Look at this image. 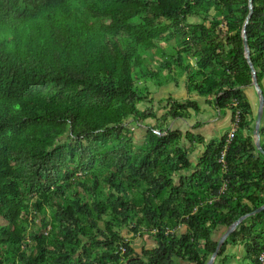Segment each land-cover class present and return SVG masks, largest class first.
<instances>
[{
    "label": "trees",
    "instance_id": "obj_1",
    "mask_svg": "<svg viewBox=\"0 0 264 264\" xmlns=\"http://www.w3.org/2000/svg\"><path fill=\"white\" fill-rule=\"evenodd\" d=\"M253 9L264 93V0ZM249 13V0H0V264L208 263L217 233L264 205ZM181 74L187 92L232 111L231 142L170 128L200 105L157 108L150 84L179 86ZM144 236L156 246L137 252ZM239 243L261 264L264 211L217 259Z\"/></svg>",
    "mask_w": 264,
    "mask_h": 264
},
{
    "label": "crops",
    "instance_id": "obj_2",
    "mask_svg": "<svg viewBox=\"0 0 264 264\" xmlns=\"http://www.w3.org/2000/svg\"><path fill=\"white\" fill-rule=\"evenodd\" d=\"M175 89L179 91L180 94L182 93L187 94L186 88H184L185 92L182 91L183 89L182 87L175 86ZM250 93L251 92L249 90L248 94ZM176 95H179V93H177ZM163 98H164L163 96L160 97V99H163ZM165 98H167V96H165ZM256 101H257L256 98L252 100L253 111L255 113V117L257 118L258 109L256 108L257 107ZM201 106H202V109L200 112L197 113V112L192 111V116L189 120H186V121L178 120L180 123V125L178 126L179 130H182L185 133L191 132L196 136H202L206 140L207 143H210L211 141L219 140L223 136L227 135L232 126V121H233L232 111L231 110H225V111L217 110L215 107L208 105L206 100H205V103L202 104ZM209 106L213 107L214 109ZM159 113L163 114L164 111L161 110ZM200 113L202 114V118H200V120H197V115ZM255 123H256V120H255ZM183 125L185 126V128H182ZM261 129H264V117H263ZM189 148H191V155L193 153L192 155L193 157L190 155L191 160L194 159L195 162L194 160L192 162L196 164L200 155H202V153L204 152L205 147L202 145H195V146H190ZM178 231L181 233H184L186 231V228L181 227L178 229ZM223 234L224 232L217 233L216 238L220 240ZM135 246H136L135 247L136 251L140 252L142 251L143 248L147 250L153 249L156 246V242L151 237L144 236L142 238L139 237L135 240ZM236 260L242 261L243 263L250 262V260L247 258V252H246V248L244 244L239 243L237 245H229L224 255L222 256V258L220 259L216 258L214 264H236ZM176 264H192V263L188 262V260H178L176 261Z\"/></svg>",
    "mask_w": 264,
    "mask_h": 264
},
{
    "label": "water",
    "instance_id": "obj_3",
    "mask_svg": "<svg viewBox=\"0 0 264 264\" xmlns=\"http://www.w3.org/2000/svg\"><path fill=\"white\" fill-rule=\"evenodd\" d=\"M249 9H250V13L249 16L247 17V20L245 22L244 25V29H243V43H244V50L246 53V58L249 62L250 68L252 70V77H253V87L256 91L257 94V98H258V110H257V118H256V123L254 126V130H253V137H254V142H255V146L257 149L258 154L260 155H264V148L262 146V141H261V125H262V121H263V117H264V93L263 90L261 89L259 82H258V76H257V71L251 61V52H250V47H249V43H248V36H247V25L250 21V18L252 17L253 13H254V9H253V0H249ZM264 211V205L261 206L260 208L256 209L255 211L242 216L241 218H239L235 223H233V225L231 227H229L226 232L222 235V237L220 238L216 251L215 253L212 255V257L210 258V260L208 261L207 264H214L216 258L218 257V254L220 252V250L222 249V247L224 246L225 242L228 240V238L239 228V226L248 218H251L261 212Z\"/></svg>",
    "mask_w": 264,
    "mask_h": 264
},
{
    "label": "rangeland",
    "instance_id": "obj_4",
    "mask_svg": "<svg viewBox=\"0 0 264 264\" xmlns=\"http://www.w3.org/2000/svg\"><path fill=\"white\" fill-rule=\"evenodd\" d=\"M190 21L191 22H199V20H194V19H190ZM175 75V74H174ZM178 75H179V73H178ZM181 77H183V78H181L180 79V85L179 86H177L174 82H168V81H166L165 83L166 84H164V85H162L161 87H159V88H156L153 84H150V90L152 91V93H154V94H157V95H155L156 97H157V100H156V107L158 108V100L160 99V97H164L165 98V96H167V98H170V97H172V98H174V99H177V100H183L184 98L187 100V99H193V100H195V101H197L198 103H199V105H200V108L202 109V104H204L205 103V100L204 99H202L201 97H199L196 93H189V92H187V90H186V92H187V94L186 93H182V94H180V92L179 91H177L176 89H175V86H177V87H182L183 89H182V91L183 92H185L184 91V88H185V77L186 76H184L183 74H181ZM165 81L166 80V76H163L162 75V77H161V81L162 82H164L163 80ZM163 84V83H162ZM181 91V90H180ZM177 93H179V95H176ZM169 96V97H168ZM167 98H165V99H167ZM252 101V100H251ZM164 105V104H163ZM206 105V104H205ZM147 106H149V103H146L145 105H141V108L142 109H145ZM255 106V105H254ZM209 107H211V106H209ZM211 108H213V107H211ZM257 108H258V104H257ZM214 109V108H213ZM160 111V110H159ZM201 116V117H200ZM200 118H202V114L200 113V114H198L197 115V120H200ZM148 123H154V121L153 120H149L148 121ZM180 125V123H179V121H171L170 123H169V126H170V128H172V129H179V126ZM143 129V130H140V129ZM140 129H136V132H135V144L137 145V146H141L140 145V143L142 142V139L144 138V135L146 134V127H141ZM182 128H185V126L183 125V127ZM190 147V146H189ZM192 155H193V153H192ZM191 155V156H192ZM193 157V156H192ZM194 159H192V161H193ZM194 162H195V160H194ZM7 224L3 221V220H0V229L2 228V227H4V226H6ZM125 233H127L126 231H125ZM243 262L242 261H238V260H236V264H242ZM243 264H251L250 262H248V263H243Z\"/></svg>",
    "mask_w": 264,
    "mask_h": 264
},
{
    "label": "built area",
    "instance_id": "obj_5",
    "mask_svg": "<svg viewBox=\"0 0 264 264\" xmlns=\"http://www.w3.org/2000/svg\"><path fill=\"white\" fill-rule=\"evenodd\" d=\"M235 134H236V130H232V132L229 133L228 142H231L232 139L235 138ZM223 155H224V153L221 155L222 156L221 161H223V159H224ZM123 251H125V250H123ZM260 261H261V264H264V253L260 256Z\"/></svg>",
    "mask_w": 264,
    "mask_h": 264
},
{
    "label": "clouds",
    "instance_id": "obj_6",
    "mask_svg": "<svg viewBox=\"0 0 264 264\" xmlns=\"http://www.w3.org/2000/svg\"><path fill=\"white\" fill-rule=\"evenodd\" d=\"M254 138V137H253Z\"/></svg>",
    "mask_w": 264,
    "mask_h": 264
}]
</instances>
